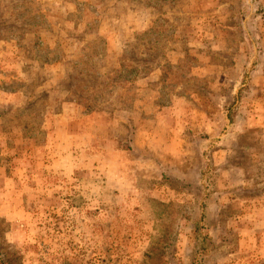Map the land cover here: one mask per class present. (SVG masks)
Segmentation results:
<instances>
[{
  "label": "rangeland",
  "instance_id": "1",
  "mask_svg": "<svg viewBox=\"0 0 264 264\" xmlns=\"http://www.w3.org/2000/svg\"><path fill=\"white\" fill-rule=\"evenodd\" d=\"M0 264H264V0H0Z\"/></svg>",
  "mask_w": 264,
  "mask_h": 264
},
{
  "label": "trees",
  "instance_id": "2",
  "mask_svg": "<svg viewBox=\"0 0 264 264\" xmlns=\"http://www.w3.org/2000/svg\"><path fill=\"white\" fill-rule=\"evenodd\" d=\"M78 76V73L74 76V79H75V77H77ZM199 231H201V233H205L206 232V234L205 235H208L209 234V232H208V228L206 227V226H204V224H203V226L201 227V228H199Z\"/></svg>",
  "mask_w": 264,
  "mask_h": 264
}]
</instances>
